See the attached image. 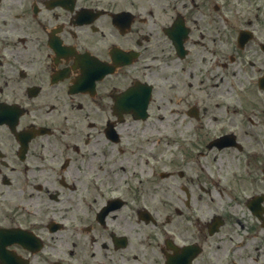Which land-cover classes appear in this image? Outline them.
I'll use <instances>...</instances> for the list:
<instances>
[{
  "label": "flooded vegetation",
  "instance_id": "1",
  "mask_svg": "<svg viewBox=\"0 0 264 264\" xmlns=\"http://www.w3.org/2000/svg\"><path fill=\"white\" fill-rule=\"evenodd\" d=\"M0 264H264V0H0Z\"/></svg>",
  "mask_w": 264,
  "mask_h": 264
}]
</instances>
